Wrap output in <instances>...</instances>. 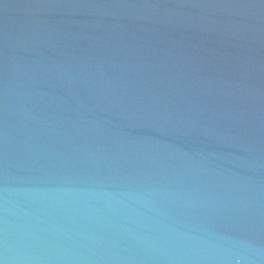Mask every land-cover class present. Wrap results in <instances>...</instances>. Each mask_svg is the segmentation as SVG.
I'll return each mask as SVG.
<instances>
[{"label": "water", "instance_id": "1", "mask_svg": "<svg viewBox=\"0 0 264 264\" xmlns=\"http://www.w3.org/2000/svg\"><path fill=\"white\" fill-rule=\"evenodd\" d=\"M0 264H264V0H0Z\"/></svg>", "mask_w": 264, "mask_h": 264}]
</instances>
